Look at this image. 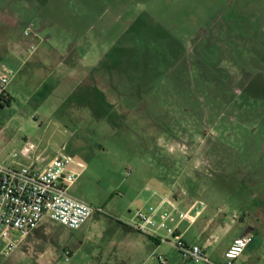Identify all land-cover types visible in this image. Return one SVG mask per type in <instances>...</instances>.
I'll use <instances>...</instances> for the list:
<instances>
[{
	"label": "rangeland",
	"instance_id": "obj_1",
	"mask_svg": "<svg viewBox=\"0 0 264 264\" xmlns=\"http://www.w3.org/2000/svg\"><path fill=\"white\" fill-rule=\"evenodd\" d=\"M0 66V162L27 164L25 142L38 166L69 156V193L98 210L43 219L0 264H225L249 223L264 249V0H0ZM158 197L204 207L188 244L224 224L210 263L126 225Z\"/></svg>",
	"mask_w": 264,
	"mask_h": 264
},
{
	"label": "built area",
	"instance_id": "obj_2",
	"mask_svg": "<svg viewBox=\"0 0 264 264\" xmlns=\"http://www.w3.org/2000/svg\"><path fill=\"white\" fill-rule=\"evenodd\" d=\"M29 33L30 28L24 31L25 36ZM34 50L35 47L30 45L28 51L31 53ZM13 76L11 70L0 66V99H7L6 88ZM18 155L27 164L14 163L15 153L10 155V163L0 162V257L3 258L8 257L43 219L69 229H78L98 211L69 193V188L80 175V172L70 170L72 159L69 156L59 154L38 166L41 156L36 153V147L28 142L24 143ZM77 166L81 167L80 164ZM203 210L198 202L179 208L176 200H160L146 210L134 211L126 225L157 243H169L185 261L210 263L206 247L215 243L217 237L209 238L206 247H202L186 243L179 232L181 223L194 224ZM158 231H164L165 237L159 236ZM250 242L248 236L235 239L224 253L225 264H233ZM63 256L68 261L70 253L64 251ZM155 257L159 264H164L162 256Z\"/></svg>",
	"mask_w": 264,
	"mask_h": 264
},
{
	"label": "crops",
	"instance_id": "obj_3",
	"mask_svg": "<svg viewBox=\"0 0 264 264\" xmlns=\"http://www.w3.org/2000/svg\"><path fill=\"white\" fill-rule=\"evenodd\" d=\"M160 200H168L164 197H158L157 202H159ZM177 205L179 206L180 204L176 201ZM199 203V202H198ZM201 204V203H200ZM181 208V207H179ZM203 213V212H202ZM202 215V214H201ZM200 215V216H201ZM200 218V217H199ZM198 220V219H197ZM196 220V221H197ZM184 223H181L179 225V232L182 235V238H184V234L187 232V230L190 228L191 225H188L187 223H185V226L182 227ZM224 224L223 223H217L216 221H213L211 218L208 219H204L201 221V226H200V230H199V236L200 237H204V240L202 242V244H199L202 247H206L207 245V241L209 238L214 237V232L216 233L218 230H220L221 228H223ZM256 231V228L254 226L253 223H249L247 225L246 230H244L241 234V236H248L251 238V233ZM31 233V232H30ZM29 233V234H30ZM239 237H236L234 239H232L229 243L226 244V246L219 252V256L217 258L218 262L220 263H224L226 262L225 258H224V253L227 251V249L230 247V245L233 243V241ZM25 238H23L22 240H24ZM21 240V241H22ZM193 244H197L195 242H192ZM262 243L264 244V237L262 239ZM257 243L254 242V239L251 238V242L243 249V251L241 252V254L237 257V259H235V263L238 262V260L240 259V263L241 264H264V249L262 251L259 252L260 248L256 247ZM211 246V245H210ZM210 246H207L206 249H208ZM42 257V256H41ZM39 257V260H42L41 262H45L44 258ZM49 262V261H47ZM46 262V263H47ZM233 262V264H235Z\"/></svg>",
	"mask_w": 264,
	"mask_h": 264
},
{
	"label": "trees",
	"instance_id": "obj_4",
	"mask_svg": "<svg viewBox=\"0 0 264 264\" xmlns=\"http://www.w3.org/2000/svg\"><path fill=\"white\" fill-rule=\"evenodd\" d=\"M8 101H9L8 98L7 99H0V105H2V103H6L7 104Z\"/></svg>",
	"mask_w": 264,
	"mask_h": 264
},
{
	"label": "water",
	"instance_id": "obj_5",
	"mask_svg": "<svg viewBox=\"0 0 264 264\" xmlns=\"http://www.w3.org/2000/svg\"><path fill=\"white\" fill-rule=\"evenodd\" d=\"M16 236H18V234H15Z\"/></svg>",
	"mask_w": 264,
	"mask_h": 264
}]
</instances>
